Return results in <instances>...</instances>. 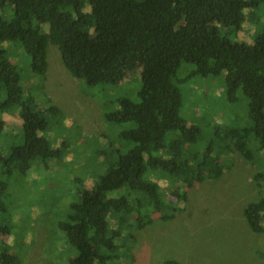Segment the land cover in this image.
<instances>
[{
	"label": "trees",
	"instance_id": "1",
	"mask_svg": "<svg viewBox=\"0 0 264 264\" xmlns=\"http://www.w3.org/2000/svg\"><path fill=\"white\" fill-rule=\"evenodd\" d=\"M259 2L0 0V43L19 42L32 75L40 81L45 78L48 44L56 47L69 76L89 85L114 84L140 70L139 102L119 99L117 110L103 114L108 123L131 125L120 136L133 146L124 153L97 151L103 157V172L89 190L77 195L58 223L75 251L67 264H134V231L153 218L173 217L177 204L186 199L185 190L218 178L224 170L223 150L235 151L251 165L259 159L254 154L264 152V31L249 45L218 32L238 30L243 11ZM181 62L193 65L194 72L203 76L222 74L227 97L232 99L240 90L247 100L249 127L243 132L218 131L222 148L215 154L213 139L202 151L193 149L198 128L177 116L180 96L172 80ZM0 92V112L19 106L22 134L21 145L12 147L7 158L0 154L1 195L4 174L11 170L22 174L35 159L51 158L58 151L39 135L45 128L42 115L30 99L22 100L19 73L1 48ZM50 110L57 113L53 106ZM261 169L252 175L258 199L242 210L252 233H264V165ZM152 173L171 182L170 200L165 202V191L150 179ZM6 231L0 227V233ZM0 264H20V260L2 251Z\"/></svg>",
	"mask_w": 264,
	"mask_h": 264
},
{
	"label": "rangeland",
	"instance_id": "2",
	"mask_svg": "<svg viewBox=\"0 0 264 264\" xmlns=\"http://www.w3.org/2000/svg\"><path fill=\"white\" fill-rule=\"evenodd\" d=\"M259 3L243 11L238 30L220 28V35L251 44L264 31V0ZM0 48L19 73L22 100L30 99L42 115L45 128L39 135L58 151L51 158L35 159L22 174L11 170L1 177L6 187L0 195L4 208L0 227L7 233H0V252L18 257L20 264H67L75 251L58 223L65 219L77 195L89 190L103 172V157L97 151L124 153L133 146L120 136L131 125L108 123L103 114L117 110L119 99L139 102L140 70L114 84L89 85L72 79L61 65L56 47L48 44L45 78L40 81L32 75L29 57L19 42H3ZM194 70L193 65L181 62L175 71L172 82L180 96L177 116L198 128L192 148L202 151L213 139L216 144L211 152L215 154L222 148L216 138L218 131L243 132L249 127L247 100L240 90L232 99L227 97L222 74L203 76ZM19 110L13 106L0 112L3 159L22 142ZM223 151L220 162L224 170L218 178L194 183L185 190L186 199L183 205L177 204L179 210L173 217L153 218L149 225L134 231V264L165 260L180 264H264V233H252L242 217L245 205L258 199L252 175L263 169L264 152H256L254 156L259 159L251 165L235 151ZM2 165L0 162V169ZM150 177L165 191V202L170 200L171 182L157 173Z\"/></svg>",
	"mask_w": 264,
	"mask_h": 264
}]
</instances>
